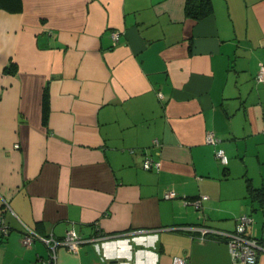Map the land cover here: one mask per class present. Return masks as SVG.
I'll return each mask as SVG.
<instances>
[{
  "label": "crops",
  "instance_id": "obj_1",
  "mask_svg": "<svg viewBox=\"0 0 264 264\" xmlns=\"http://www.w3.org/2000/svg\"><path fill=\"white\" fill-rule=\"evenodd\" d=\"M209 1L0 0V264H231L199 228L264 234V0ZM70 228L108 237L22 242Z\"/></svg>",
  "mask_w": 264,
  "mask_h": 264
},
{
  "label": "built area",
  "instance_id": "obj_2",
  "mask_svg": "<svg viewBox=\"0 0 264 264\" xmlns=\"http://www.w3.org/2000/svg\"><path fill=\"white\" fill-rule=\"evenodd\" d=\"M111 38L113 43L116 42L119 38V32L112 31ZM255 79L259 82H264V65H260ZM158 95L161 97V93L158 92ZM205 141L208 143H216L218 138L214 135L213 132H207ZM15 147H18L16 144ZM215 157L221 164H227L228 157L225 154L222 148H218L215 151ZM153 165V161L149 158H146L143 162L144 169H150ZM165 197H171V193H165ZM0 198L2 200L3 206L8 208V203L6 198L0 194ZM207 196H202L201 199H206ZM251 223V218L246 215L242 214L239 216L236 227L232 231H217L211 230L206 227L199 228L202 234L206 233L207 231H212L216 234V236L222 238L227 243L229 248V252L231 255V264H257L259 253L264 252V234L260 237L252 236L248 233V226ZM9 231L8 225L6 224L3 211L0 210V242L4 240L7 236ZM108 237L107 234L103 233L102 231L95 232V235L91 238H84L80 233H78L73 228L67 229L64 235L61 238H55L54 236H41L36 234L33 230L27 229L22 236V242L24 245H30L34 239H40L45 243V245L50 249L51 256L55 258V251L57 250L58 246H64L70 251H76L77 248L86 241L92 240H101L103 238ZM173 264H188V262L178 256H175L172 259Z\"/></svg>",
  "mask_w": 264,
  "mask_h": 264
},
{
  "label": "trees",
  "instance_id": "obj_3",
  "mask_svg": "<svg viewBox=\"0 0 264 264\" xmlns=\"http://www.w3.org/2000/svg\"><path fill=\"white\" fill-rule=\"evenodd\" d=\"M12 2H15V5L11 6ZM209 0H187V10L191 6L198 8L199 16L204 15L209 9ZM3 3L9 7L11 10H18V0H3Z\"/></svg>",
  "mask_w": 264,
  "mask_h": 264
}]
</instances>
